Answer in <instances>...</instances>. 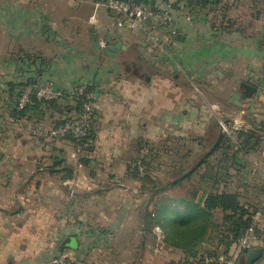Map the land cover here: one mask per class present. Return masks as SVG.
Here are the masks:
<instances>
[{
	"label": "crops",
	"instance_id": "crops-1",
	"mask_svg": "<svg viewBox=\"0 0 264 264\" xmlns=\"http://www.w3.org/2000/svg\"><path fill=\"white\" fill-rule=\"evenodd\" d=\"M257 1L252 0L249 7L258 8ZM97 2L0 0V264H49L52 258L67 255V251L74 256L83 250L87 253L86 249L91 246L87 240L92 234L90 226L93 219V211L88 208L93 200L104 204L106 197H110L109 193L113 194L110 198L121 202L127 200L123 193L117 192L125 190L126 171L128 165L135 161V155L139 154L136 146L141 141L152 143L176 133L183 138L190 131L200 133L206 129L209 134L220 132L217 118L212 121L204 116L194 97L182 103L175 112L178 97L184 95L175 89L177 81L174 80L179 76L176 72L171 73L175 85L169 83L167 74L163 75L154 67L152 76L144 82L138 73L129 77L120 72L118 58L131 46L130 36L139 40L141 48L152 52L154 60L163 59L161 62L172 66V69L178 67L177 61H180L181 71L189 70L191 55L183 53L179 56L178 41L172 45L173 50L169 49L167 59L163 53L153 50L142 34L118 31L114 24L111 27L106 19V16L110 17L104 9L106 16L100 14L97 18L98 9L95 12L96 27L102 36H90L85 28L90 25L89 17L93 15ZM184 20L176 17L175 25L186 38L180 40V44H186L188 39L199 35L203 36L201 41L207 42L219 36L231 38V33L217 31L219 28L207 25V19L195 21L193 27L192 23ZM259 36L260 49L253 44L249 46V59L260 58V65L255 64L254 67L264 66V30ZM99 42H104L106 47L101 48ZM118 42L126 48L118 51L108 48V45ZM235 53L239 52L235 50ZM201 54L203 56L201 51L195 53L198 58ZM218 61L214 57L210 59L214 67ZM203 63L198 62L201 71ZM201 71L198 70L197 74ZM255 71L254 79L248 84L254 86L256 92L247 97L251 102L252 126L242 127L245 130L257 126L264 130V88L257 86L264 85V71L252 69L250 73ZM159 79L161 84L157 83ZM29 80L65 90L79 85L93 87L97 99L90 151L86 157L73 156L75 148L70 140L58 139L50 144L47 137L52 123L74 115L72 101L61 106L63 115L43 106L24 118L10 117L14 96L8 84ZM161 90L164 94L160 93ZM160 124L164 126L160 127ZM168 124L175 126V133L163 129ZM57 156L64 162L61 166L52 167V159ZM81 158L84 163L79 162ZM256 165L254 170H259V165ZM255 180L254 184L249 182V188L259 189L260 193L254 197L252 206L261 210L264 208V179ZM115 212H109L113 219L108 220L113 223L112 229L122 227V221L129 214L124 208ZM138 216L141 218L143 215L138 212ZM255 221L259 226L264 225L257 218ZM68 237L76 239V248L60 249ZM145 245L146 235L142 247ZM121 249L127 250L125 247ZM229 256V264H264V245L246 253H237L231 248Z\"/></svg>",
	"mask_w": 264,
	"mask_h": 264
},
{
	"label": "rangeland",
	"instance_id": "rangeland-1",
	"mask_svg": "<svg viewBox=\"0 0 264 264\" xmlns=\"http://www.w3.org/2000/svg\"><path fill=\"white\" fill-rule=\"evenodd\" d=\"M251 3L252 0H222V3L218 5L214 13L209 12L207 25L214 23L217 28L222 25L225 26V21L232 23V28H230L231 38L219 36L207 42L201 41L200 38L203 36L199 35V37L195 36L193 39H188L186 44L178 42L179 56L183 53L191 55L190 65L192 66H190L189 70L184 68L187 72L186 70L181 71L182 64L180 61H177L179 66L172 69V66H165L161 62L163 59L154 60V57L151 56L152 52L141 48L139 40L131 36L128 37L132 40V42L129 40L131 46L128 51L121 53L118 58V64L121 66L120 72L129 77H134L138 73L137 75H139L141 82H144L146 77L150 79L153 67L161 71L163 75L167 74L169 76V83L177 81L176 86L179 89L175 86L176 91L184 94L178 97L175 112L181 108L179 106L182 103L185 104L188 99L191 100L194 97L193 99L198 102V107L202 109V114L204 113V116L209 117L212 121L217 118V125L220 127V130L222 129L223 133L230 136L234 142L236 130L252 126L249 111V103L251 102L246 96L242 98V90L239 88V85L241 82L249 83V81L254 79L252 76L256 74V71L250 73L252 69L264 71V66L256 67L260 65V58H252L250 60L248 57L249 46L251 44L258 49L261 47V41L257 39L260 37V32L264 30V0L257 1L259 4L258 8H250L249 5ZM197 11V13L201 12ZM202 13L204 14L206 11H202ZM100 14L106 16L102 8H99L96 12L97 18H99ZM191 16L184 15V21H188L189 24L192 23L193 27L196 16ZM106 19L112 27L113 22L107 16ZM95 27L92 24L86 26V33L90 36L101 37L102 33H99ZM225 32L228 33V31ZM180 34V37L183 38L181 31ZM249 39L251 40L250 42ZM183 40H186V38H183ZM235 50L239 53L236 54ZM199 51L203 53V56L202 54L199 56L200 58L195 55ZM212 57L219 60L217 62H220L219 66H217V63L216 67L213 66L214 63L210 62ZM199 61L204 62L203 66L200 65L203 72L198 67ZM205 64H209L210 66ZM255 64L257 65L254 67ZM198 70L201 71V74L200 72L197 74ZM173 72L179 75L178 80L173 81L171 74ZM262 78H264V75ZM160 79L157 82L159 84L162 83ZM261 85L263 84L261 83ZM261 85H257L259 89L264 88V85ZM160 93L164 94V90H161ZM176 93L178 94V92ZM169 96L171 97V95ZM259 98H262V96ZM201 117L202 115L199 118ZM225 120H227V123H224ZM231 120L233 121L232 123H230ZM163 126V124H160V127ZM163 129L175 133L174 130L176 128L173 124L171 126L168 124ZM205 132L196 133L190 131L183 138L181 134L176 133L169 136V138L160 137L161 139L159 138L156 142L147 143L143 149L145 155L142 153L136 154L135 161L130 166L131 169L129 168L126 171L128 177L125 190L117 192L118 194L123 193L127 200L121 202L117 198H110L113 194L109 193L110 197H106L104 204H100V202L95 200L91 202L88 209L89 211H93V219L90 226L92 227V234L87 240V244L89 241L91 248H84L87 253H84L85 251L83 250L77 256L67 251L68 254L65 256L71 259L72 264L182 263L184 261V254H180L178 250H170L165 245V237L163 236V238L159 239L154 233L155 227H158L162 232L161 227L153 224L149 228L147 225L144 226L143 223L147 221L149 224L154 216L152 214L157 209L162 208V206L169 207L170 205L177 204L175 200L188 196L189 191L192 189L205 188L204 185H199L198 172L193 174L189 179L181 181L180 184L172 186V184L176 183L173 182L177 181L176 179L182 175V171L190 170L214 144V139L218 134L217 131L209 134L206 129ZM201 133H205L204 136ZM261 133L264 134V131ZM199 142L201 146L198 145ZM190 151L192 152L189 153ZM73 154L74 157H77L76 148ZM240 155L241 168L238 170L239 173L231 179L226 191L239 193L241 203L248 206L251 204L252 206L255 200L254 197L260 193V190L249 188V182L254 184L255 179L260 181L264 179V139L250 155L249 153L244 154L242 152ZM142 157L146 159L143 160L144 165L141 164L139 167L133 166L136 160L138 161ZM255 162L259 165V170H254L257 166ZM200 197H204L201 192L198 193L196 200H199ZM107 206L109 209H107ZM123 208L128 210L129 214L122 221V227L112 229L113 223H109L108 220L111 219L112 221L113 219L110 217L111 213L109 212H115L117 209ZM179 208L182 209V207ZM263 209L261 208L260 210L258 208V212L260 210L259 213H263ZM138 212H141V215H143L141 218H139ZM148 213H151V216L145 217ZM114 214L116 215L117 212ZM139 220L141 221L139 222ZM213 221L220 225L222 222L220 212L213 214ZM221 231L220 228L209 230L208 239L201 245L200 253L221 252L222 245H218V240L222 234ZM145 235L146 245L142 247ZM122 247H125L127 250L124 252L121 249ZM239 264L244 263L240 262Z\"/></svg>",
	"mask_w": 264,
	"mask_h": 264
},
{
	"label": "trees",
	"instance_id": "trees-1",
	"mask_svg": "<svg viewBox=\"0 0 264 264\" xmlns=\"http://www.w3.org/2000/svg\"><path fill=\"white\" fill-rule=\"evenodd\" d=\"M99 1V0H98ZM132 2H143L149 5L153 10H159L162 8L165 0H127ZM222 2V0H183L184 9L179 13L177 12V18H184V15H195V21L206 20L209 12L214 13L216 7ZM201 11L197 13L198 11ZM206 11V13H202ZM191 18H193L191 16ZM224 25L220 26L217 31H228L232 28V23L225 21ZM211 28H216L214 23H212ZM216 28V29H217ZM183 38L178 35L176 37V42L182 40ZM173 46L169 47L173 50ZM139 65H141L139 63ZM27 85H37L34 80H29L24 83H9L10 91L14 96L13 107L10 110V117L15 119H21L28 115L30 112H37L39 108L46 106L51 110L58 112L63 115V110L61 106L63 103H69L66 98H61L53 101H37L34 100L32 104L27 105L25 108L17 109V100L20 96L22 89ZM56 87V86H55ZM84 87L85 94L74 99L72 102L74 104V114L79 113L83 103L85 95L88 93H95L93 87L87 85H79L70 90ZM64 93L70 90L62 89ZM67 106V105H64ZM67 119H58L56 122L52 123V127H58L62 125ZM227 121V120H225ZM93 124H94V112H93ZM253 130V131H252ZM262 126L254 127L251 130H245L240 128L235 131V141L227 134L223 133V136L216 146L215 150L201 163V165L195 169V171L179 180L185 173L189 170L182 171V175L178 177L175 184H180L181 181L189 179L193 174L199 173V185H204L205 188H196L189 191V195L183 198L176 199L177 204L170 205L169 207L162 206V208L157 209L148 224L144 221V226H149L151 228L153 224L159 225L162 229L163 236L165 237V245L171 249L181 251L184 254V261L180 264H204V257L206 256H224L226 261H230V250L233 246V242L241 238L249 230H253L256 233L259 232L257 222L255 221L258 208L245 205L240 201V194L237 192H227L228 185L231 179L239 173L241 164L239 161V153H250L256 150V147L260 144L263 132ZM93 128L90 134L83 141L79 143H74L70 137L64 139L70 140L74 147L80 145H87L86 150L89 152L90 141L92 138ZM219 133L216 135L214 141L217 140ZM215 143V142H214ZM146 142L141 141L136 146V152L139 154L144 149ZM201 146V143H198ZM190 151L189 153H191ZM203 157V156H202ZM201 157V158H202ZM142 157L138 160L143 164ZM212 160V161H211ZM53 166L58 167L64 162V159H60L58 156L52 159ZM137 161V160H136ZM199 161V160H198ZM80 163H84V159L81 158ZM134 162V161H132ZM131 162V163H132ZM144 165V164H143ZM131 166V164H130ZM128 165L129 168L131 169ZM222 186V187H221ZM203 193L204 197H200L196 200L198 193ZM179 207H182L180 209ZM215 212H220L222 215V222L217 224L213 221V214ZM264 216V214L262 213ZM151 216V213L145 215V217ZM220 228L221 235L218 240V245H222V250L220 253L217 251L200 253L201 245L207 241L209 230ZM151 230V229H150ZM249 252V251H247ZM246 253V252H245ZM169 264H174L171 262Z\"/></svg>",
	"mask_w": 264,
	"mask_h": 264
},
{
	"label": "built area",
	"instance_id": "built-area-1",
	"mask_svg": "<svg viewBox=\"0 0 264 264\" xmlns=\"http://www.w3.org/2000/svg\"><path fill=\"white\" fill-rule=\"evenodd\" d=\"M183 0H165L159 10H153L149 5L143 2H132L127 0H100L95 4L94 13L89 17V23L96 26L95 12L102 8L112 20L118 31L138 32L142 34L149 46L157 52L166 55L169 58V47L174 45L176 37L180 35L176 27L177 12H181ZM98 30L97 27H95ZM101 48H105L104 42H99ZM84 87L73 89L64 93L62 89L49 84H37L25 86L17 100V109L21 110L27 105L37 101H53L66 98L73 101L74 99L84 96ZM97 99L96 93L85 95L84 103L79 113L69 116L65 122L58 126H50L47 131L49 143H54L58 139L70 137L74 143L83 141L90 134L93 128L94 103ZM85 144L76 146L77 157H86L88 151ZM147 152V150L145 149ZM143 155L144 150L141 151ZM133 166H141L138 160ZM256 218L264 223L262 213H257ZM259 232L249 230L241 238L233 242L232 248L237 253H244L252 250L257 246L264 245V225H258ZM157 238H163V233L158 227L154 228ZM204 264H229L224 256H206ZM49 264H72L71 259L65 255H60L51 259Z\"/></svg>",
	"mask_w": 264,
	"mask_h": 264
},
{
	"label": "water",
	"instance_id": "water-1",
	"mask_svg": "<svg viewBox=\"0 0 264 264\" xmlns=\"http://www.w3.org/2000/svg\"><path fill=\"white\" fill-rule=\"evenodd\" d=\"M108 48L111 51H118L120 49H125L126 47L122 45L121 42L115 43V44H110L108 45ZM146 81L149 80L148 77L145 78ZM239 88L242 90V95L246 96V97H251L255 92H256V88L248 83L245 82H241L239 85ZM224 123H227V121H225ZM223 136V130L221 129L218 135L217 140L215 141V143L212 145V147L204 154V156L199 159V161L187 172L185 173L182 177H180L179 180L184 179L185 177L191 175L195 169H197L201 163L215 150L216 146L218 145V143L220 142L221 138ZM176 181H174L173 183H175ZM77 246V241L74 237H68L66 238L62 243H61V247L60 249L63 248H76Z\"/></svg>",
	"mask_w": 264,
	"mask_h": 264
}]
</instances>
